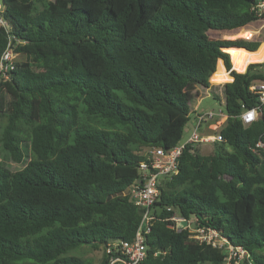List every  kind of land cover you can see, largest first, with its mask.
<instances>
[{
	"label": "trees",
	"instance_id": "1",
	"mask_svg": "<svg viewBox=\"0 0 264 264\" xmlns=\"http://www.w3.org/2000/svg\"><path fill=\"white\" fill-rule=\"evenodd\" d=\"M258 2L0 0V59L8 47L25 58L0 82V264H94L71 255L83 247L110 264L106 244L131 241L141 220L126 194L141 152L181 141L196 87L224 102L222 140L209 155L186 148L160 182L141 264H226L169 229L174 214L241 247L240 264H264V106L249 125L240 118L259 105L250 87L264 71L236 73L229 55L264 44L206 35L254 22ZM210 80L225 83L220 95Z\"/></svg>",
	"mask_w": 264,
	"mask_h": 264
},
{
	"label": "built area",
	"instance_id": "2",
	"mask_svg": "<svg viewBox=\"0 0 264 264\" xmlns=\"http://www.w3.org/2000/svg\"><path fill=\"white\" fill-rule=\"evenodd\" d=\"M251 11L255 16V21L247 26L252 27L253 24H258V27L255 30H246L249 35L245 36V40L248 42L252 40L253 36L259 35L264 30V2H258L252 7ZM2 12L3 7L0 3V14ZM0 27H5V22L1 15ZM245 27L242 29L244 30ZM15 57L16 55L13 54L12 50L9 47L6 48L0 59V82L9 79V73L13 71L15 66ZM256 65H261L257 68L264 71V60L262 63H256ZM250 91L257 95L259 105L240 116L244 125L254 122L261 107L264 106V79L255 81L251 85ZM194 118L193 130L185 140H181L175 147L169 150L162 148L144 150V156L147 161L140 163L138 167L141 183L133 186L128 192L130 202L143 211L141 220L131 241H110L106 244L105 253L113 255L110 256V264H141L144 261L146 256V236L150 234L153 223L157 220L160 221L153 214V206L160 197L159 179L169 180L177 174L178 160L186 148L194 150L202 144H212L222 140L219 134L216 136H201L199 133L204 125L209 129L214 125L215 127L213 126L214 128L210 129L212 131L221 127L227 119V116L222 111L214 112L209 110L195 114ZM256 148L264 152V139L256 144ZM167 210L169 211L170 208H167ZM165 221L168 222L167 227L176 233L183 230L188 231L190 239L198 245H208L224 251L226 253V264L231 261H234V264H240L248 257L241 247L227 245L226 241L220 238L215 231L194 226L193 219L187 220L174 214Z\"/></svg>",
	"mask_w": 264,
	"mask_h": 264
},
{
	"label": "rangeland",
	"instance_id": "3",
	"mask_svg": "<svg viewBox=\"0 0 264 264\" xmlns=\"http://www.w3.org/2000/svg\"><path fill=\"white\" fill-rule=\"evenodd\" d=\"M257 27H258V24H253L252 27L246 26L244 30L245 31L246 30H253V29L255 30V29H257ZM241 30H243V29L234 30V31H213V30H211V31L206 32V35L208 36V38L210 40H217V41H239V40H245V36L239 35L240 34L239 32ZM231 36H233L234 38H230ZM251 39L252 40H250V42H259V47H260L262 44H264V30L262 32H260L259 35L253 36ZM258 48H257V50H258ZM229 60H230V58H229ZM15 62L16 63H23V62H25V58L23 56H21V55H16ZM230 62H232V61L230 60ZM255 64L256 63L249 64V65H255ZM232 65H233V70H235L236 73H241L240 71H238L236 69V66H235L234 63H231V70H232ZM223 68L226 71L224 65H223ZM246 69H245V71H246ZM228 75H229V73H228ZM218 79L222 80L223 77L220 76V77H218ZM210 82H211V80H210ZM226 83H229V82H226ZM212 84L214 86L215 94L216 95H220V88L225 83H221V84L212 83ZM198 88H200V90H199L200 91V95H194L192 97V99H190V102H189L191 111H190V115H189V120L186 123L185 128H184V132H183V135H182V138H181L182 141L185 140L186 137L193 130L195 114H200V113H203V112L209 111V110H212L214 112H218L220 110V111H222L223 114L225 112L224 111V102H223V100L219 103V102L213 100L211 94L210 93L208 94V92H206L204 88H201V87H198ZM2 125H3V123L0 122V127ZM223 125H221V127H219L215 131L210 130V129L215 127L214 125H213L214 127L211 126L210 129L207 126L204 125V126L201 127L199 133L201 134V136H216L217 133L219 132V130L223 127ZM198 150H199V153L202 154V155H209L213 151V144H202V145L198 146ZM141 154L144 155L145 151L143 150L141 152ZM7 167H8V169L10 171L15 172V171L21 170L23 166L21 164H16V163H11L10 162V163H8ZM163 180L164 179H159L160 182L163 181ZM71 255L77 256V257H80V258H83V259H86V260H90L94 264H99L101 259H102L103 251L101 249L93 250V249H91L89 247H83V248H81V249H79L77 251L71 252Z\"/></svg>",
	"mask_w": 264,
	"mask_h": 264
},
{
	"label": "bare ground",
	"instance_id": "4",
	"mask_svg": "<svg viewBox=\"0 0 264 264\" xmlns=\"http://www.w3.org/2000/svg\"><path fill=\"white\" fill-rule=\"evenodd\" d=\"M226 53V50H224ZM249 52V51H248ZM232 63L235 64L236 69L243 73L249 64L261 63L264 59V45L256 53H247L241 50L230 51Z\"/></svg>",
	"mask_w": 264,
	"mask_h": 264
},
{
	"label": "crops",
	"instance_id": "5",
	"mask_svg": "<svg viewBox=\"0 0 264 264\" xmlns=\"http://www.w3.org/2000/svg\"><path fill=\"white\" fill-rule=\"evenodd\" d=\"M199 90H200V88L196 87V88L194 89V94H195V95H200V91H199ZM205 91L208 92V94L210 93L209 90H207V89H205ZM189 106H190V105H189Z\"/></svg>",
	"mask_w": 264,
	"mask_h": 264
},
{
	"label": "water",
	"instance_id": "6",
	"mask_svg": "<svg viewBox=\"0 0 264 264\" xmlns=\"http://www.w3.org/2000/svg\"><path fill=\"white\" fill-rule=\"evenodd\" d=\"M224 51V50H223ZM225 53V52H224ZM139 174H140V172H138ZM141 183V179H138V181H137V184H140ZM128 190H126V194H128Z\"/></svg>",
	"mask_w": 264,
	"mask_h": 264
}]
</instances>
